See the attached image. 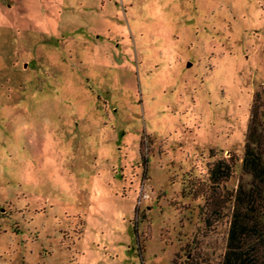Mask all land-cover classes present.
<instances>
[{
  "label": "rangeland",
  "instance_id": "374dc122",
  "mask_svg": "<svg viewBox=\"0 0 264 264\" xmlns=\"http://www.w3.org/2000/svg\"><path fill=\"white\" fill-rule=\"evenodd\" d=\"M261 89L264 0H0V264H221Z\"/></svg>",
  "mask_w": 264,
  "mask_h": 264
},
{
  "label": "trees",
  "instance_id": "16d2710c",
  "mask_svg": "<svg viewBox=\"0 0 264 264\" xmlns=\"http://www.w3.org/2000/svg\"><path fill=\"white\" fill-rule=\"evenodd\" d=\"M241 169L250 181L235 193L221 264H264V89L251 101ZM230 172L231 166L219 161L210 169V180L219 183Z\"/></svg>",
  "mask_w": 264,
  "mask_h": 264
}]
</instances>
